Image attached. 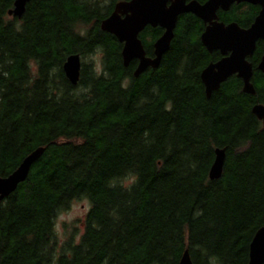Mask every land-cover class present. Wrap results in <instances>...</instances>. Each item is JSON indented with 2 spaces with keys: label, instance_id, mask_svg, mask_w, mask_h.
<instances>
[{
  "label": "trees",
  "instance_id": "16d2710c",
  "mask_svg": "<svg viewBox=\"0 0 264 264\" xmlns=\"http://www.w3.org/2000/svg\"><path fill=\"white\" fill-rule=\"evenodd\" d=\"M14 1L0 0V177L44 153L0 201V264H178L184 251L192 264H247L264 227V122L252 113L264 106V42L254 95L231 77L207 98L200 74L219 56L193 15L178 18L158 68L135 78L137 61L124 67L122 44L100 29L130 0H32L20 19L8 15ZM244 6L220 20L251 23L257 9ZM162 33L139 34L147 57ZM71 55L76 86L63 72ZM216 149L225 162L211 181ZM80 200L83 233L60 242L55 220Z\"/></svg>",
  "mask_w": 264,
  "mask_h": 264
},
{
  "label": "water",
  "instance_id": "95a60500",
  "mask_svg": "<svg viewBox=\"0 0 264 264\" xmlns=\"http://www.w3.org/2000/svg\"><path fill=\"white\" fill-rule=\"evenodd\" d=\"M31 1L15 0L8 15L20 19L26 5ZM233 3L260 6L261 9L248 29H241L233 23L224 26L212 22L216 20V10H226ZM187 14L208 24L200 36V42L208 52L218 50L223 56L216 63L209 64L200 74L205 96L210 98L211 94L232 76L242 81V91L245 94L254 95L255 90L251 84L253 72L247 58L252 56L256 42L264 41V0H207L204 4L195 0H130L117 3L112 13L100 23V29L113 35L122 44L121 57L124 67H128L133 60L137 61L133 72L136 78L148 68H158L163 55L169 50L178 18ZM146 27L163 30L161 36L152 44L153 57L146 56L139 39V34ZM80 69L81 61L78 55H71L66 59L63 72L72 86L78 83ZM258 70L264 72V55ZM252 113L264 122L263 105H255ZM43 153L44 148L36 149L12 174L0 177V201L14 193L18 185L26 180L31 166ZM224 162V151L216 149L208 174L209 180H218L221 177ZM178 264H192L187 251L183 252ZM247 264H264V227L256 231L249 244Z\"/></svg>",
  "mask_w": 264,
  "mask_h": 264
},
{
  "label": "rangeland",
  "instance_id": "374dc122",
  "mask_svg": "<svg viewBox=\"0 0 264 264\" xmlns=\"http://www.w3.org/2000/svg\"><path fill=\"white\" fill-rule=\"evenodd\" d=\"M96 71L101 68L100 55L92 57ZM89 202L87 200L75 201L71 204L68 211L59 214L55 220V232L60 242H63L66 237L75 232V240L81 236L84 229V219L89 210Z\"/></svg>",
  "mask_w": 264,
  "mask_h": 264
},
{
  "label": "flooded vegetation",
  "instance_id": "af4514ba",
  "mask_svg": "<svg viewBox=\"0 0 264 264\" xmlns=\"http://www.w3.org/2000/svg\"><path fill=\"white\" fill-rule=\"evenodd\" d=\"M187 1V0H186ZM187 2H189V1H187ZM206 2V1H205ZM205 2H203V3H200V4H204ZM239 5H245L246 7H248L249 6V8L250 7H252V8H255V9H257V12H256V16H257V14H258V12H259V10L261 9L260 8V6H258V5H252V4H249V3H240V4H237V3H233L232 5H230L226 10H223V9H221V8H219L218 10H216V12H215V16H216V20H214V21H212V22H216V23H219V24H223L224 26H227V25H229V24H236L239 28H241V29H248L250 26H251V24L253 23V21H254V19H255V17H254V19L252 20V22L251 23H249V24H245V25H240V24H237V23H235V22H230V23H226V22H224V21H222V20H220V15H221V13H228L234 6H239ZM244 6V7H245ZM249 8H243V9H245V10H248ZM252 11L251 10H248V15H250V14H252L251 13ZM198 19V18H197ZM201 23H202V25H203V31H204V29H205V27L208 25L207 23H204L201 19H198ZM203 31H202V33H203ZM201 33V34H202ZM260 41H262V42H264L263 40H258L257 42H256V45H257V43L258 42H260ZM204 47V46H203ZM205 48V47H204ZM206 49V48H205ZM255 49H256V46H255ZM207 51V50H206ZM255 51V50H254ZM208 52V51H207ZM214 52H216L217 53V55L219 56V59L217 60V61H219L223 56L220 54V52L218 51V50H215V51H212V52H208L209 54H212V53H214ZM254 54H255V52H253V54H252V56L251 57H248L247 58V61H248V63L251 65V67H252V72H253V59H254ZM264 55V54H263ZM262 55V56H263ZM262 56L260 57V60H261V58H262ZM217 61H215V62H211L210 64H214V63H216ZM259 63H260V61H259ZM209 65V64H208ZM259 65V64H258ZM258 65H257V67H256V69L258 70ZM206 68V67H205ZM259 71V70H258ZM260 72V71H259ZM262 73H264V72H262ZM253 75V74H252ZM232 77H236V76H232ZM231 78V77H230ZM237 79V78H236ZM240 80V79H239ZM226 82V81H225ZM224 82V83H225Z\"/></svg>",
  "mask_w": 264,
  "mask_h": 264
}]
</instances>
